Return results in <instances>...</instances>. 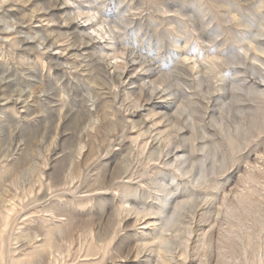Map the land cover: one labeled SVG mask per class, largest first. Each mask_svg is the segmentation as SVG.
Masks as SVG:
<instances>
[{"label":"rangeland","instance_id":"obj_1","mask_svg":"<svg viewBox=\"0 0 264 264\" xmlns=\"http://www.w3.org/2000/svg\"><path fill=\"white\" fill-rule=\"evenodd\" d=\"M0 264H264V0H0Z\"/></svg>","mask_w":264,"mask_h":264}]
</instances>
